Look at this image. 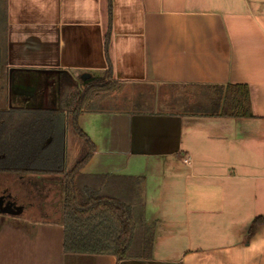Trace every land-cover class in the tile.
<instances>
[{"label":"crops","instance_id":"1","mask_svg":"<svg viewBox=\"0 0 264 264\" xmlns=\"http://www.w3.org/2000/svg\"><path fill=\"white\" fill-rule=\"evenodd\" d=\"M0 50L3 112L59 110L109 57L121 88L79 116L81 173L141 179L155 225L151 259L66 255L60 176L0 174L24 205L0 215V264H264V0H0ZM229 84L253 117L198 114Z\"/></svg>","mask_w":264,"mask_h":264},{"label":"trees","instance_id":"2","mask_svg":"<svg viewBox=\"0 0 264 264\" xmlns=\"http://www.w3.org/2000/svg\"><path fill=\"white\" fill-rule=\"evenodd\" d=\"M112 79V63L108 57L105 76L81 80L83 89L73 95L67 93L59 110L0 111V174L60 176L66 255L114 256L119 262L151 259L155 225L146 222L143 216L142 180L121 178L119 186L125 187L119 189L126 190L116 194L107 191L113 177L81 173L95 146L80 129L78 119L85 111L93 110L94 102L121 88ZM206 89L198 114L237 119L253 117L248 86L229 84ZM70 130L82 141L85 152L82 149L79 158L67 167ZM263 224L264 218H256L248 238Z\"/></svg>","mask_w":264,"mask_h":264},{"label":"rangeland","instance_id":"3","mask_svg":"<svg viewBox=\"0 0 264 264\" xmlns=\"http://www.w3.org/2000/svg\"><path fill=\"white\" fill-rule=\"evenodd\" d=\"M67 138H68V147L70 149V153L72 157L77 160L82 152L81 150L82 149L83 151L85 150L84 144L76 134H73L71 130L68 132ZM12 191L13 190L10 187V185L0 186V215H5V214L16 215L17 213L19 214L20 212L24 213V209H23L24 205L20 199L23 198L22 195H20L19 198L15 193V191L13 193ZM36 198L37 195H35V199Z\"/></svg>","mask_w":264,"mask_h":264}]
</instances>
